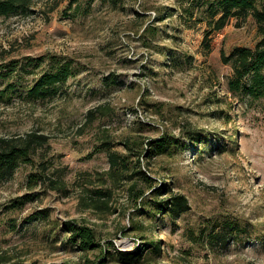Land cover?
I'll return each instance as SVG.
<instances>
[{"label":"rangeland","instance_id":"rangeland-1","mask_svg":"<svg viewBox=\"0 0 264 264\" xmlns=\"http://www.w3.org/2000/svg\"><path fill=\"white\" fill-rule=\"evenodd\" d=\"M87 3L33 0L28 12L0 17V63L58 55L75 71L50 101L0 103V137L43 138L0 183V264H99L104 248L105 264H126L114 252L139 249L137 264H264V99L228 91L221 58L254 47L251 18L231 20L207 51L204 27L185 29L176 0ZM161 137L178 144L129 158L126 175H141L110 169L108 143L125 155L124 143ZM161 184L156 202L187 200L175 222L137 204ZM66 221L91 228L100 247L77 250ZM229 223L236 236L216 243Z\"/></svg>","mask_w":264,"mask_h":264},{"label":"trees","instance_id":"trees-1","mask_svg":"<svg viewBox=\"0 0 264 264\" xmlns=\"http://www.w3.org/2000/svg\"><path fill=\"white\" fill-rule=\"evenodd\" d=\"M33 0H0V17H10L26 13L31 8ZM80 0H69L68 9L78 5ZM94 0H88V5ZM113 1V0H110ZM178 2V20L185 29H194L198 26L204 27L202 44L209 50V37L215 33H221L231 20H235V26L241 27L247 18L253 21L259 40L254 47H233L225 56L221 54L222 62L231 68V76L227 81L228 91L231 93L251 99H264V0H176ZM164 18V17H163ZM150 30V29H149ZM147 31V30H146ZM148 32V31H147ZM46 60V61H45ZM38 70V71H37ZM25 75H32L27 86L20 84ZM75 75L74 68L65 58L58 55L39 58H26L22 62L8 61L0 63V103L9 104L13 97L29 103H43L59 96L69 78ZM92 114V112H88ZM41 136L28 135L24 139H7L0 137V183L11 180L21 163H26L28 155L35 145L41 144ZM173 144H178L173 138L161 137L159 139H147L142 143L126 142L123 144L127 153L119 155L110 152V144H107L108 163L110 169L117 172L126 179L131 175H141L140 170L133 171L128 177L127 172L132 171L129 158L135 156L137 159H149L166 153ZM135 148V149H134ZM138 148V149H137ZM137 164L140 162L137 160ZM135 168H139L136 166ZM30 186L35 185L37 178H30ZM33 177H36L34 175ZM142 181L147 183V177ZM149 195L138 193L136 199L140 208L155 210L166 213L175 222L180 214L187 208V200L183 195H175L156 202L155 199L161 191L168 188L161 184L158 187H150ZM98 195L105 196L104 193ZM137 201V200H136ZM18 204V203H17ZM16 207V206H15ZM62 230L71 233L70 242L81 252L95 250L100 245L95 232L86 226H80L72 221L63 222ZM232 223L226 224L214 239L216 243H225L229 238L236 236L239 229ZM152 250L158 252L159 247L155 242L151 243ZM111 246V243L108 246ZM109 248V247H108ZM143 251L141 249L132 253L115 251L118 261L126 264H137ZM110 254L104 248L99 264H105L106 255ZM104 256V257H103ZM18 264V263H15Z\"/></svg>","mask_w":264,"mask_h":264}]
</instances>
